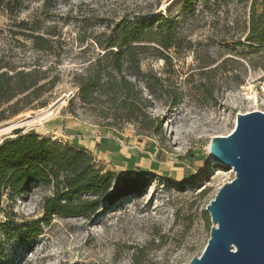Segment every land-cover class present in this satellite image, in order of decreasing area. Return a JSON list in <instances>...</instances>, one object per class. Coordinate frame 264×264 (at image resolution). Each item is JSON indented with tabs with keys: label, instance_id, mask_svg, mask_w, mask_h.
I'll return each instance as SVG.
<instances>
[{
	"label": "rangeland",
	"instance_id": "374dc122",
	"mask_svg": "<svg viewBox=\"0 0 264 264\" xmlns=\"http://www.w3.org/2000/svg\"><path fill=\"white\" fill-rule=\"evenodd\" d=\"M159 15L170 17V30ZM140 22L147 30L138 36ZM31 69L58 81L16 115L14 101L1 107L0 143L16 132L42 135L67 115L136 137L162 163L135 176L145 178L136 195L104 205L91 220L53 216L28 243L24 225L43 217L51 190L4 197L0 264H187L198 257L211 228L205 207L233 179L209 160L210 139L227 136L237 114L264 113V0H0V73ZM88 73L105 89L82 102L78 80ZM124 93L147 102L146 119L115 118Z\"/></svg>",
	"mask_w": 264,
	"mask_h": 264
},
{
	"label": "trees",
	"instance_id": "16d2710c",
	"mask_svg": "<svg viewBox=\"0 0 264 264\" xmlns=\"http://www.w3.org/2000/svg\"><path fill=\"white\" fill-rule=\"evenodd\" d=\"M158 18L167 30L171 29L170 17L159 15ZM136 30L138 36L144 34L146 23H138ZM45 74L37 69L11 74L1 72L0 109L14 101L12 115H16L20 111L17 108L20 104L28 106L51 91L58 79H48ZM78 81V98L82 102L87 101L99 87L105 89V84L101 85L94 73H88ZM113 93L115 97L120 92L114 90ZM119 96L114 111L118 116L115 118H147L144 111L147 102H140V99L132 98L127 93ZM139 103L142 107H139ZM2 112L0 121L4 119ZM147 124L152 125L153 121H147ZM16 134V137L0 143V212L4 197L8 202H13L34 187L51 190V194L42 201L43 217L24 225L27 243L41 234V223L46 224L53 216L91 220L104 205L110 206L120 198L136 195L144 186L140 180L145 178L103 171L84 149L32 131Z\"/></svg>",
	"mask_w": 264,
	"mask_h": 264
},
{
	"label": "water",
	"instance_id": "95a60500",
	"mask_svg": "<svg viewBox=\"0 0 264 264\" xmlns=\"http://www.w3.org/2000/svg\"><path fill=\"white\" fill-rule=\"evenodd\" d=\"M233 130L213 137L209 160L233 172L205 207L211 228L187 264H264V113L235 115Z\"/></svg>",
	"mask_w": 264,
	"mask_h": 264
},
{
	"label": "crops",
	"instance_id": "0c3cea01",
	"mask_svg": "<svg viewBox=\"0 0 264 264\" xmlns=\"http://www.w3.org/2000/svg\"><path fill=\"white\" fill-rule=\"evenodd\" d=\"M49 127L41 136L56 135L57 140L84 149L103 171L135 177L161 168V154L141 151L136 137L132 141L115 130L81 122L67 115L55 117Z\"/></svg>",
	"mask_w": 264,
	"mask_h": 264
},
{
	"label": "bare ground",
	"instance_id": "6f19581e",
	"mask_svg": "<svg viewBox=\"0 0 264 264\" xmlns=\"http://www.w3.org/2000/svg\"><path fill=\"white\" fill-rule=\"evenodd\" d=\"M164 13H167V11L164 9ZM252 93V92H251ZM49 111V110H48ZM43 112V111H42ZM50 114V112L49 113H47V114H45V116H48ZM44 116V115H43ZM40 117V116H39ZM16 125H12V126H10L9 128H13V127H15ZM15 129V128H14ZM220 174V172H218L217 173V175H219Z\"/></svg>",
	"mask_w": 264,
	"mask_h": 264
},
{
	"label": "built area",
	"instance_id": "2783aa9c",
	"mask_svg": "<svg viewBox=\"0 0 264 264\" xmlns=\"http://www.w3.org/2000/svg\"><path fill=\"white\" fill-rule=\"evenodd\" d=\"M52 140H56L54 137H52Z\"/></svg>",
	"mask_w": 264,
	"mask_h": 264
}]
</instances>
